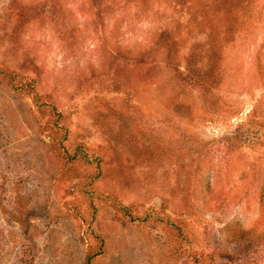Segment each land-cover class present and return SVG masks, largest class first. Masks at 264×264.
Wrapping results in <instances>:
<instances>
[{"label":"rangeland","instance_id":"374dc122","mask_svg":"<svg viewBox=\"0 0 264 264\" xmlns=\"http://www.w3.org/2000/svg\"><path fill=\"white\" fill-rule=\"evenodd\" d=\"M0 264H264V0H0Z\"/></svg>","mask_w":264,"mask_h":264}]
</instances>
